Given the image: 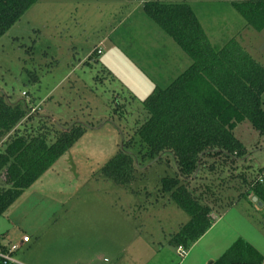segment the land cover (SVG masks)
Returning a JSON list of instances; mask_svg holds the SVG:
<instances>
[{
  "label": "rangeland",
  "instance_id": "obj_1",
  "mask_svg": "<svg viewBox=\"0 0 264 264\" xmlns=\"http://www.w3.org/2000/svg\"><path fill=\"white\" fill-rule=\"evenodd\" d=\"M145 1L38 0L0 37V91L61 126L85 128L0 216L8 239L32 234V249L18 254L41 264H213L233 240L264 251V206L249 187L264 173V136L248 120L233 129L246 150L239 161L204 156L186 180L215 218L185 257L170 240L189 215L161 189L177 178L172 157L137 155L128 185L101 172L143 119V100L158 85L152 76L167 83L176 62L190 63ZM164 1L189 2L212 46L234 39L264 66V28L232 5L245 0Z\"/></svg>",
  "mask_w": 264,
  "mask_h": 264
},
{
  "label": "trees",
  "instance_id": "obj_2",
  "mask_svg": "<svg viewBox=\"0 0 264 264\" xmlns=\"http://www.w3.org/2000/svg\"><path fill=\"white\" fill-rule=\"evenodd\" d=\"M37 1L0 0V37ZM232 5L248 25L264 28V0ZM142 9L190 63L143 100V119L101 172L128 185L136 179L137 155L158 162L163 154L170 155L177 178L162 182L161 189L189 215L170 241L188 248L213 218L211 206L201 201L186 180L204 167V156L223 155L236 162L245 155V147L233 134L243 120L264 136V66L234 39L219 48L212 46L189 2L147 0ZM31 108L32 104L12 102L0 91V216L85 129L78 123L61 126ZM249 187L250 195L264 206V173ZM248 250L245 241L237 240L213 264H253L246 262ZM250 252L256 256L255 264L262 260L256 251Z\"/></svg>",
  "mask_w": 264,
  "mask_h": 264
},
{
  "label": "crops",
  "instance_id": "obj_3",
  "mask_svg": "<svg viewBox=\"0 0 264 264\" xmlns=\"http://www.w3.org/2000/svg\"><path fill=\"white\" fill-rule=\"evenodd\" d=\"M101 42H102V40L100 39V41H99V43L97 44V45H95V48L97 47V48H100V50L102 51V49H101ZM101 51H100V53H101ZM97 52V51H96ZM99 54V53H98ZM91 56V55H90ZM90 56H88V58L90 57ZM188 63V62H187ZM187 66V65H186ZM185 65H183L182 63H180V64H178V62H176L175 63V66H174V68H175V70L173 71V75L170 77V79H172V78H174V77H176L185 67H186ZM152 78H154V80H155V82H157L158 83V85H155V87L156 86H164L166 83H159V81H157L158 80V77H155V76H152ZM153 83V82H152ZM152 85V84H151ZM38 105V104H37ZM39 106V105H38ZM208 204V203H207ZM208 205H210V204H208ZM211 206V205H210ZM214 212V211H213ZM212 214V213H211ZM213 215V214H212ZM212 218L214 219L215 218V216L213 217L212 216ZM211 224H213V223H211ZM211 225H210V227L207 229V231L201 236V237H203L210 229H211ZM7 233L6 232H3V231H0V243L2 244V245H7V244H9V243H18L19 244V247H18V249H17V251L15 252V257L19 260V261H21V262H23L24 264H41V263H39V262H37V261H34L32 258H29L28 256H26L25 254H26V251L27 250H29V249H32V246L30 245V242H31V238H32V234L31 233H26V232H24V234H22L20 237H10V239H8L7 238V235H6ZM23 235H28V236H30V240L28 241V242H22V236ZM201 237L197 240V241H195L194 243H192L190 246H189V248H188V250H187V254L186 255H188V252L190 251V249L192 248V245H194L195 243H197L200 239H201ZM243 241H245L247 244H248V246H249V249L250 250H248L247 251V254H248V258L246 259L247 261L246 262H249V261H251L253 264H255L256 263V256L254 255V254H252L250 251L251 250H254V251H256L260 256H262V260L259 262V263H257V264H264V251H263V249H259V247H257V246H255L253 243H251L250 241H248V240H244L243 239ZM233 242H234V240L231 242V243H229L228 245H227V247H225L223 250H224V252H225V250L227 249V248H229L232 244H233ZM175 246V245H174ZM22 247H24L25 248V252L23 251L22 252V254H18L19 252H20V250H21V248ZM185 255V256H186ZM184 256V257H185Z\"/></svg>",
  "mask_w": 264,
  "mask_h": 264
},
{
  "label": "built area",
  "instance_id": "obj_4",
  "mask_svg": "<svg viewBox=\"0 0 264 264\" xmlns=\"http://www.w3.org/2000/svg\"><path fill=\"white\" fill-rule=\"evenodd\" d=\"M100 48L97 50L100 53ZM35 109L31 108V112ZM30 240V236L23 235L22 242H28ZM19 247L18 243H9L7 245H2L0 243V264H24L19 261L14 255ZM176 252L180 257H184L187 254V250L184 246L178 245L176 247Z\"/></svg>",
  "mask_w": 264,
  "mask_h": 264
},
{
  "label": "water",
  "instance_id": "obj_5",
  "mask_svg": "<svg viewBox=\"0 0 264 264\" xmlns=\"http://www.w3.org/2000/svg\"><path fill=\"white\" fill-rule=\"evenodd\" d=\"M253 200H255V201H256V197H253Z\"/></svg>",
  "mask_w": 264,
  "mask_h": 264
}]
</instances>
